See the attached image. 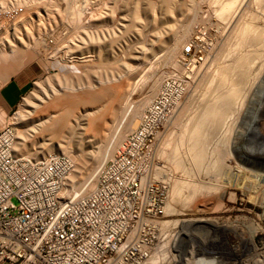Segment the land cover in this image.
Listing matches in <instances>:
<instances>
[{
    "label": "bare ground",
    "instance_id": "6f19581e",
    "mask_svg": "<svg viewBox=\"0 0 264 264\" xmlns=\"http://www.w3.org/2000/svg\"><path fill=\"white\" fill-rule=\"evenodd\" d=\"M47 1L16 0L8 10H5L6 6L3 7L4 3L0 5V13H4V16L5 13H8L7 17L11 19V22L8 23L0 22L1 50L7 49L11 56L31 50L42 54V51H37L42 48L43 53H47L48 57L52 59V63L58 60L62 65L64 63L76 66L85 64L87 69L94 72L96 70L97 73L93 72L96 77L87 87L66 88L61 85L64 74L58 66L54 75L46 80L48 91H45L42 83L38 84L37 91H41L42 94L35 93L34 100H25L28 112L25 114L21 111L12 123L16 129L14 152L18 158L27 156H21L27 150V132L26 128L22 129V125H31L38 129L47 128L48 140L39 145V148L42 149L41 154L43 156L67 155L74 164L73 171L68 172L66 181L68 190L79 195L89 193L96 187L101 169L107 160L113 157L114 146L117 143L119 145L129 133L136 129L145 107H149L155 98L163 93V84L160 88L159 84L164 77L171 76L175 80L167 91L166 101L169 110L163 121L164 134L160 143L164 142L167 132L177 125L178 120H181L182 113L185 112V127L182 124L183 121L180 122L183 125L182 128L178 126L172 130L176 141L173 142L174 146L167 158L175 167L179 168V171L180 168H184L181 170L186 171V175L184 178H180L175 173H163L162 167L157 165V161L154 164L153 179L166 183L160 179L167 176L170 183V186L167 184L168 182L166 183L167 199L164 214L192 212L189 205L198 195L214 196L220 200L227 198L228 193L231 196L232 190L234 192L238 190L244 195L245 200L253 205L252 208L247 209L249 212H254L256 206L262 209V213L257 215L264 223V0H93L91 5H85V3L86 7L79 5L81 8H78L79 6L76 7L77 5L73 4L69 9L68 19L71 22L72 31H70L71 28L62 29L61 14L52 12L58 0L54 3L52 0L53 5H48ZM203 3L206 7L204 8V17L200 12V6ZM46 5L50 8H47ZM31 6H33L32 11ZM44 6L45 9H43ZM41 9L44 10V13L41 12ZM26 10L30 11L26 13ZM20 11L25 13H20ZM175 12L182 14V17L184 13H187L191 18L187 24L181 27L182 29L176 28L171 34L169 33L170 40L173 42L179 36L182 40L185 39L181 45L172 43L171 53L168 56V58L172 57V61L168 63L166 59L162 60L155 65L154 69L151 65L145 75L141 76L143 79L133 82L129 94L124 96L120 92L121 90H117L115 93L113 91L116 95H114V99L113 93L110 94V91L118 85L110 86L109 84L115 81L119 82L118 80L121 81L125 76H128L131 68L128 67L130 64L127 62L122 64L123 68L120 64L117 70L102 67L103 64L115 62L119 56L115 43L119 39H123L128 27L137 29L136 22L148 23L151 21L155 27V23L157 24L158 21H161L160 23L169 21L168 17H172ZM214 13H216L215 16ZM117 16H119L118 19ZM127 17L131 22L129 24ZM123 18L128 22L124 23L126 21ZM197 20L205 22L206 28L201 35L195 33L192 28L193 23ZM87 21L95 26L93 31H96L89 33L83 29V24ZM214 22L215 26L213 25L214 28H212L210 25ZM81 28L84 32L80 31L83 33L79 34ZM154 33L160 44H164L160 32L155 30ZM208 37L216 39L218 51L215 50V45H211L210 49H205V45V48H203L204 46L200 47V44L205 43H201V41L204 39L207 41ZM180 38L178 40H181ZM189 44L194 60L187 70L184 67V62L179 60L177 55L180 51H184ZM119 50L122 49L119 47ZM155 51V48H152L151 52ZM143 60L146 62L147 58L144 57ZM52 63L48 65L51 66ZM195 68H197L196 71ZM0 69L4 70L1 64ZM176 79L181 81L189 79V85L186 86L187 89L183 88L177 102L170 104L172 87H181L180 81L178 82ZM63 88L67 89L65 93L75 94L76 97L78 94L75 92L80 89H84L83 92L87 96L93 93L101 96L97 97L93 94L90 100L83 99L77 104L55 103L54 100L59 97ZM91 90H94L93 93ZM117 99L121 106L111 107L110 104ZM104 105L112 109L109 118L106 117ZM102 108L105 110L101 111ZM9 118L11 119V116ZM97 118L105 119V123L97 122ZM119 118L121 120L117 121ZM12 124L9 125L12 126ZM52 127L55 129L52 130ZM96 129L101 131V135L95 139L98 141L97 151L91 152L89 150L95 141L94 138L89 137V134ZM75 132L80 135L75 137ZM183 141L186 143V155L182 152ZM85 149L87 151L84 155L78 154L79 151ZM163 153V149L160 148L155 156ZM183 156H186V159ZM34 157L36 158L35 155ZM47 158L41 157L36 160H46ZM185 161L187 165L184 164ZM175 167L174 169H177ZM82 169H86L84 177H81L84 173ZM200 174L207 175L208 179L204 180L200 176L194 177V175ZM227 200L230 201L229 198ZM223 207L222 209L225 211ZM233 208L234 206L232 210ZM241 215L243 214L241 213ZM251 217L250 219H252ZM203 219L205 220L203 224L191 220L189 226L195 227L194 229L201 227L205 230L207 225L215 228L220 227L213 221L215 218L211 220V218L203 217ZM181 221L182 219L179 218L159 221L161 242L144 264L210 263L203 256H198V254L201 255L202 247L197 251L192 248L183 253L178 251L176 248L180 246L177 245L178 236L170 228L177 224L180 225V223L184 224ZM245 221L239 220L231 226L235 232L241 228L237 244L244 250L251 251V256L242 261L264 264V254L256 253L258 245L264 247V228L261 227L263 223L258 226L260 221H257V224L247 219ZM226 227H230V225H226ZM194 231L192 230V232ZM244 232H247L248 236H243ZM191 234L188 233L187 236L192 239ZM204 242L203 247L219 246L214 240ZM225 243V246L231 245L230 241L229 243L225 241ZM242 248L240 254L244 258L245 251H242Z\"/></svg>",
    "mask_w": 264,
    "mask_h": 264
},
{
    "label": "built area",
    "instance_id": "2783aa9c",
    "mask_svg": "<svg viewBox=\"0 0 264 264\" xmlns=\"http://www.w3.org/2000/svg\"><path fill=\"white\" fill-rule=\"evenodd\" d=\"M172 79L117 145L96 187L68 190L74 169L66 155L46 160L14 152L12 126L0 127V264H144L161 242L167 187L153 179L164 134ZM16 202H15V201ZM238 241V239H237ZM225 251H200L209 264H249L237 242ZM233 242V244H232Z\"/></svg>",
    "mask_w": 264,
    "mask_h": 264
},
{
    "label": "rangeland",
    "instance_id": "374dc122",
    "mask_svg": "<svg viewBox=\"0 0 264 264\" xmlns=\"http://www.w3.org/2000/svg\"><path fill=\"white\" fill-rule=\"evenodd\" d=\"M15 1L16 0H0V5H2V3H4L3 7L6 6L5 10H8V9H10L11 5L14 4ZM43 1H45V0H43ZM51 1L52 0H48L47 1V3H49L48 5H50V4L53 5V3L56 2L57 0H53L52 1L53 3ZM91 1H93V0H58L56 5L54 6L52 12L53 13H57V14L58 13L61 14V17H62V22L61 23L63 24L62 29L63 28L70 29L72 27V25H71L70 20L68 19V11H69V9L73 6V4L77 5L76 7H78L79 5H84L85 3H86L85 5H91V3H92ZM48 5H46L47 8L49 7ZM31 7H32L31 8V11H32L33 10V6H31ZM51 7H53V6H51ZM45 8L46 7L44 6L43 9H45ZM78 8H81V6H79ZM82 8H83V6H82ZM200 8H199L201 10L200 12L202 13V16L204 17V15H205L204 14V12H205L204 8H206V7H204V3L200 6ZM0 9H1V6H0ZM43 9H41L42 13H44ZM129 10H131V9H129ZM29 11L30 10H26L25 12L28 13ZM5 12H7V11H5ZM25 12L24 11H20V13H25ZM7 14L8 13H5V16H4V13H0V22H5V23L11 22L10 21L11 19H9L7 17V16H9ZM173 14L174 15H172V17H168L169 21L163 22V23H160L161 21H158L157 24L155 23V27H154L153 23H151V21H149L148 23L144 22V21L143 22H141V21L139 22L138 21V22H136V24L138 26L137 29L138 30L140 29L139 31L136 28L133 29L131 27H128L126 29L127 33L125 35V32H124L125 36L123 35L124 36V37H122L123 39H121V40L119 39L118 42H116L117 44L115 43L116 50H117V53L119 55V56H117L118 59L116 58L115 62H109V63H107L105 65L104 64L102 65L103 68H110V69L117 70V68L120 66V64H121V67L123 68L122 64H125V62H127L128 64H130L128 67H131L128 76H125L123 79H121V81L118 80L119 82L115 81V82H112V83L109 84L110 86L112 84L113 85H118V86H114V89L116 87V89H115L116 91L112 88V90H111L112 92L110 91V94H112L113 91H114V93L117 92V90L118 91L121 90L120 92L124 96L129 94L131 89H132L133 82L143 79V78H141V76L145 75L146 71L149 69V67L151 65H153V69H154L155 65H157L158 62H160L162 60L166 59L168 61V63H170L172 61V57L171 58L169 57L170 59L168 58V56L171 53L170 48L172 49V47H171L173 45L172 43L181 45V43H183L185 41V39L182 40L180 38V36H179L178 39L180 38L181 40L177 39V40H175L173 42V41L170 40L171 37H169L170 36L169 33L171 34V32L174 29H176V28L182 29L181 27L184 24H187L188 21H190V18H191V16L189 14H187V13H184L183 17L181 16L182 14L181 15L180 14H176V12L173 13ZM215 14L216 13H214L213 15L215 16ZM118 17L119 16H117V19H118ZM206 17H207V15H206ZM127 18H128L129 22L126 21L127 19L125 20V18H123V19L126 22H124V21L123 22L124 23L128 22V24L131 23L130 20H129V17H127ZM146 23H147V25H146ZM162 24H163V26H162ZM83 25H84L83 29L84 30L86 29L89 33L96 31V30L93 31V29H95V26L90 21H87ZM179 25H181V26H179ZM213 25L215 26V22L213 24H211L210 26L212 28H214ZM68 26H70V27H68ZM104 26L106 27V25H104ZM105 27H103V28H105ZM171 28H173V29H171ZM192 28L195 30L194 31L195 33L197 32L199 35H201V33L203 31H205V28H206L205 22L197 20V21H195L193 23ZM84 30H82V28H81L79 30V34L80 33L82 34L84 32ZM128 30H129V32H128ZM135 30H137V31H135ZM155 30L156 31L158 30L160 32V34L162 35V39L164 41L163 42L164 44H162V43H161L162 45L160 44V41L155 36V33H154ZM70 31H72V28L70 29ZM80 31H83V32H80ZM195 37H197V36H195ZM165 38H167V39H165ZM158 41H159V43H158ZM167 42H169V43H167ZM202 42H205V43H202ZM201 43H202V44H200L201 48L204 45L206 46V48H205V46L203 47L205 49H207V48L210 49V47H212L211 45H215L214 47H216V39L214 37L213 38L210 37V39L208 37L207 41H205V39H204V41H201ZM119 47L122 50H119ZM152 48H155V50H156L153 53L151 52ZM215 50L218 51L219 47H216ZM34 51L35 50H31V51H27V52L24 51L23 53H20L18 55L13 54V55L10 56V54H9L10 52L8 53L7 49L1 50V48H0V64L4 68V70L0 69V86L6 80L10 79V77L12 75H16L19 72L22 75H26L27 77L29 76L31 78V86H30L29 91L27 92V94H25L23 96V98L21 99L19 105L16 108H14L10 113H8V114H10L9 116H11V119L10 118L7 119L6 126H9V124L14 123V121L17 118L16 116H18L21 111H22V113H25V114L28 112V109H27L28 107L25 104V100H27V101L30 100V99L34 100V94L35 93L42 94V93H40L41 91H39V92L37 91L39 83H42L43 87L45 88V91H48L49 88H48V86H46V84H47L46 80L49 77L54 75V72L56 71L55 69H57L58 66L60 67V71L64 74V76H62L61 85L63 87H66V88L78 89V87H80V86L87 87V85L92 84V82H93L92 80H94L95 77H96V74H94L96 72V70L94 72L91 69H87L85 67V64H79V66H76L74 64H65L64 63V65H62V64H60L58 62V60H55L52 63L51 62L52 59L48 57L47 53H43L44 50L42 48L40 50L39 49L37 50V51H42L41 52L42 54H39L38 52H36V51L34 52ZM120 51H122V52H120ZM177 56L179 57V58L177 57L179 60L184 62V67H186V69L188 70V67H190L191 62L194 60V55L191 52L190 44L186 46L184 51H180ZM144 57L147 58L146 62H144V60H143ZM46 58H49L50 60L48 59L49 60L48 61ZM49 63H52V65L49 66L48 65ZM194 70L196 71L197 68H195ZM63 78H65V79H63ZM166 79L175 80V78L171 77V76L164 77L163 80L161 81V83L159 84V88L161 87V84H163L165 82ZM177 80H178V82L180 81L181 85L180 84L179 85L181 87H176V86L172 87V90H171V93H170L171 97L169 99V103L170 104H174V102H177V99H179L180 93L183 91V88L187 89V87L189 85L188 84L189 83V79L188 80L185 79V80H182V81L180 79H176V81ZM120 82L121 83L123 82L122 83L123 85ZM66 88H63V90H61V93H60L59 97L54 100L55 103L77 104L78 102H80L83 99H86V100L89 99L90 100L93 97L92 95L93 94L95 95V93H93L94 90H91V93H93V94H90V95L87 96V94H85V92H83L84 89H80L79 91L77 90V92L74 91L75 93L78 94V96L76 97L75 94L73 95V94L65 93V90H67ZM114 93H113V98L115 99V97H114L115 94ZM95 96H97V97L99 96L100 97L101 95L96 94ZM124 96H123V99H124ZM117 100H115V101H117ZM115 101H113L114 103L110 104V106L112 105L111 107H120L121 106L120 101L119 100L117 102H115ZM111 107L105 106V108H106V117H108V118L110 117V115L112 113ZM146 107H145V109H146ZM107 108H108V111H107ZM145 109H144V111H145ZM23 110H24V112H23ZM103 110H105V109L102 108L101 111H103ZM184 113H182L181 118H180L181 120H178L177 125L172 127V130L173 129L175 130V128L178 127V126L180 128H182L183 125H184V127H185L186 116H185ZM97 119H96L97 122L101 121L100 123H103V124L105 123V119L104 120L101 119V118H100L101 120L100 119L97 120ZM120 120L121 119L119 118V120H117V121H120ZM183 121H184V123H182L183 124L182 125L180 122H183ZM4 126H5V124L3 126L0 124L1 128H3ZM12 128H13V133L15 135L16 134V129L13 126V124H12ZM23 128H26L25 131L27 132L26 133V142H27L26 143V146H27L26 149L27 150L21 156H26L28 154H32L31 156L34 157V155H35L36 158L49 157V156H43L41 154V150L42 149L39 148V145L42 144L43 141H47L48 140L47 128L38 129V127L37 128L36 127L33 128L31 125H28V126H23L22 125V129ZM51 129L54 130L55 127H52ZM172 130L167 132V134L165 135L164 142L162 143V141H161L162 144L160 143L161 146L158 144L159 146H157L156 153H158L160 148L163 149L164 153L161 154V155H156V161H157V165L162 167L163 173L171 172L173 174L175 173V175L180 177V178L181 177L184 178L185 175H186L185 174L186 171L185 172L183 171L184 168H180V171H179V168L175 167L173 165V163L171 161H169L168 158H167L168 157V153L171 151V149L174 146V143L176 141L175 140L176 136H174L172 134ZM77 132H78V130H77ZM77 132L74 133L75 137L77 135L78 136L80 135ZM100 132L101 131H99V129H96V130L91 131V133L89 134V137L90 138H94V141H95V144H93V147L90 148L91 150H89V151H91V152L97 151V148H98L97 142L98 141H96L95 139H97L98 136L101 135ZM184 134H183V136H185ZM117 145H118V143H117ZM117 145L114 146L115 149H116ZM86 151H87V149L79 151L78 154L79 155H84ZM182 152L184 154L186 153V143H185V141H183V150H182ZM183 158L186 159V156H183ZM185 163H186V161L184 162V164ZM185 165H187V164H185ZM174 167L177 168V169H174ZM185 167H187V166H185ZM181 169H183V170H181ZM174 170H175V172H174ZM82 171H84V173H82L81 177H84L85 173H86V169H82ZM201 173H205V172H201ZM197 176H200L204 180L208 179L207 175H204V174L194 175V177H196V178H197ZM160 180L165 181L166 183L168 182L167 184L170 186V183L168 181V177L167 176H165V177L163 176V178L160 179ZM162 183L165 186H167L166 183H164V182H162ZM235 191L236 192H234L232 190L233 193L231 194V196H229V193H228L227 198L220 199V200L218 198L214 197V196L198 195L193 200L194 202L192 201L190 203L191 206L189 205V209H191L192 212L186 211L184 213L174 214V215H165V217H163L164 220L179 218L180 220L182 219L181 222L184 223V224L180 223V225L177 224V225H179L178 227L176 225L174 227L171 226V228H170V229H173L174 232H176V234L178 236L177 245H180V246H177L176 248L178 249L179 252L183 253V252H186L187 250H189L191 248L194 251H197L199 248L202 247L203 249L201 248V250H203V251H205L206 249L209 248L210 250H213V252H215V251H217V252L225 251V253H227L230 256L231 255L230 253L232 252L231 251L232 249L230 248L231 245L225 246L224 245V244H226L225 241H227L228 243L231 240H234V242H237V239H240L238 237V235L241 232V228H239V230L237 229V231H236L237 233H236L235 230L233 229V227H231V226H233L234 224L239 222V220L242 222V221H245L246 219L248 221H254L255 224H257L260 221L258 223L259 224L258 226H260L263 223L261 221V218L257 215L259 213H262V211H261L262 209L259 206H256V207H254L255 208L254 212H249V210H247V209L248 208H252L253 205L250 202H247L245 200L244 195L240 191H238V190H235ZM228 198H229L230 201L227 200ZM215 200H217V201H215ZM225 205H227V206H225ZM230 206H231V208H230ZM233 206H234V208L232 210ZM222 207L225 209V211H223ZM229 208H230V210H229ZM241 213L243 215H241ZM239 215H240V217H239ZM203 217H206V218H209V219L211 218V220H213L215 218L216 220L214 219L213 221H215L216 224L218 226H220V227L215 228V227H213L211 225H207V229L205 230L203 228L201 229V227H199L198 229L197 228L194 229L195 227L192 228V227L189 226L191 220H196V223H199V224L202 223L203 224L205 222ZM250 217L252 219H250ZM200 218H202V219L200 220ZM238 218H239V220H238ZM226 221H227V223H226ZM263 224L261 225L262 228H264ZM226 225H230V227H226ZM221 227H223V228H221ZM192 230L193 231L195 230V231L192 232ZM188 233L189 234L192 233L191 234L193 236L192 239L187 236ZM243 234H244L243 236H248L247 232H244ZM195 235H197L196 238H194ZM192 240H194V241H192ZM197 240L200 241V243L202 245L200 243H198ZM209 240H214V242H216L219 246L215 245L214 248L211 247V246L210 247H206V246L203 247V244L205 243L204 241H209ZM195 243L196 244L198 243V244L196 245ZM243 243H244V241H243ZM232 244H233V242H232ZM239 248L241 249L242 247H240V245H239ZM261 248H262L261 245H258V247L256 248V249H258L256 251V253L260 252V255H261V253L263 255L264 254V247L262 249ZM243 250L244 249L242 248V251ZM244 251H245V254H251V251L248 250V249H246ZM249 264H252V263H249Z\"/></svg>",
    "mask_w": 264,
    "mask_h": 264
},
{
    "label": "crops",
    "instance_id": "0c3cea01",
    "mask_svg": "<svg viewBox=\"0 0 264 264\" xmlns=\"http://www.w3.org/2000/svg\"><path fill=\"white\" fill-rule=\"evenodd\" d=\"M31 78L22 75L20 72L12 75L0 86V124L6 125L7 119L14 108H16L21 99L29 91Z\"/></svg>",
    "mask_w": 264,
    "mask_h": 264
}]
</instances>
